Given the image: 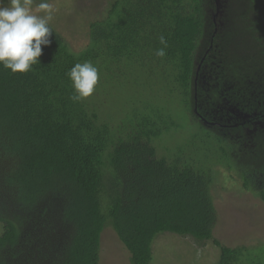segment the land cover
I'll use <instances>...</instances> for the list:
<instances>
[{
    "label": "trees",
    "instance_id": "1",
    "mask_svg": "<svg viewBox=\"0 0 264 264\" xmlns=\"http://www.w3.org/2000/svg\"><path fill=\"white\" fill-rule=\"evenodd\" d=\"M88 39L76 51L53 28L33 71L0 65V264H101L107 228L130 264H152L161 234L264 264V244L215 237L213 196L238 177L264 203V0H110ZM85 61L98 88L73 102Z\"/></svg>",
    "mask_w": 264,
    "mask_h": 264
},
{
    "label": "rangeland",
    "instance_id": "2",
    "mask_svg": "<svg viewBox=\"0 0 264 264\" xmlns=\"http://www.w3.org/2000/svg\"><path fill=\"white\" fill-rule=\"evenodd\" d=\"M109 1L50 0L54 7L50 26L74 50L79 51L88 44L89 24L104 13ZM120 94L123 96L118 94L113 100L116 109L125 104L124 100L128 97L125 92ZM183 134L180 137L171 134L164 142L170 148H176L185 143L186 135ZM213 196L219 214L216 238L233 248H252L264 244V203L251 192L243 190L238 177L225 183L219 182ZM2 232L3 226L0 223V235ZM218 258L219 250L211 242L196 241L192 237L161 234L153 244L152 264H214ZM101 264H130V253L110 228L102 235Z\"/></svg>",
    "mask_w": 264,
    "mask_h": 264
},
{
    "label": "clouds",
    "instance_id": "3",
    "mask_svg": "<svg viewBox=\"0 0 264 264\" xmlns=\"http://www.w3.org/2000/svg\"><path fill=\"white\" fill-rule=\"evenodd\" d=\"M54 7L50 0H0V65L13 74L33 71L42 56V47L51 45ZM163 47L156 55L166 56L168 42L159 38ZM72 82L73 102L91 97L98 88L99 69L91 62L76 63L67 73Z\"/></svg>",
    "mask_w": 264,
    "mask_h": 264
},
{
    "label": "bare ground",
    "instance_id": "4",
    "mask_svg": "<svg viewBox=\"0 0 264 264\" xmlns=\"http://www.w3.org/2000/svg\"><path fill=\"white\" fill-rule=\"evenodd\" d=\"M185 39V38H184ZM71 211V210H70ZM244 214V213H243ZM242 224V223H241Z\"/></svg>",
    "mask_w": 264,
    "mask_h": 264
}]
</instances>
